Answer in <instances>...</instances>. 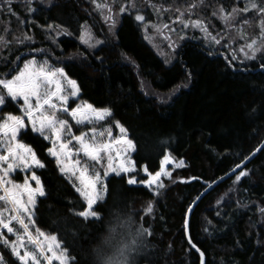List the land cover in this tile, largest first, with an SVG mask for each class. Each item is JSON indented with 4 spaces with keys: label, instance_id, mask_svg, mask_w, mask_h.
Here are the masks:
<instances>
[{
    "label": "trees",
    "instance_id": "16d2710c",
    "mask_svg": "<svg viewBox=\"0 0 264 264\" xmlns=\"http://www.w3.org/2000/svg\"><path fill=\"white\" fill-rule=\"evenodd\" d=\"M108 2L113 14L121 5L128 6L127 0ZM248 2L135 0L136 10L119 13L110 29V22L103 19L107 10L102 14L91 0H31L30 5L28 0H0V35L9 41L7 46L0 44V74L12 73L30 56L58 65L77 82L80 101L111 109L112 116L100 124L113 129L119 121L137 145L131 155L135 171L105 178L109 194L106 202L94 207L103 213L97 223L73 214L87 204L59 173L47 152L49 141L30 128L19 137L45 165L32 169L46 191L33 209L35 225L58 234L76 264H97L94 248L115 214L131 216L133 229L142 226L151 232L138 240L133 264H198L184 234L188 206L207 183L245 158L264 138V69L260 67L264 55L245 60L239 50L247 42L240 38L241 29L248 39L258 37L264 17L252 10L237 13L232 28L219 19L221 8L231 12ZM255 2L264 7V0ZM192 4L196 7L189 13ZM29 6L34 12L28 11ZM177 9L184 13V21H203L221 43H213L199 28L176 22ZM137 11L143 21L135 20ZM164 23L177 28L170 39L153 28ZM83 24L94 37L89 43H103L94 48L81 43ZM24 34L31 39L23 40ZM16 37L23 42L16 43ZM170 42L176 46L169 47ZM3 113L19 114V109L11 102ZM165 153L182 166L171 169V179L162 178L164 188L127 184L132 176L145 179L143 167L155 173ZM244 171L246 177L240 181L235 175L229 177L192 210L190 237L205 254L206 264H264V147ZM16 174L20 178V172ZM150 201L152 211L145 214ZM5 260L20 264L9 252Z\"/></svg>",
    "mask_w": 264,
    "mask_h": 264
},
{
    "label": "snow or ice",
    "instance_id": "6c2138e0",
    "mask_svg": "<svg viewBox=\"0 0 264 264\" xmlns=\"http://www.w3.org/2000/svg\"><path fill=\"white\" fill-rule=\"evenodd\" d=\"M91 2L96 9L101 10L102 14L104 10H107L108 14L103 15V19L110 22V29L116 26L119 13L136 10L135 0H127L128 6L121 5L119 13L116 14H113L111 5L107 3H97V0H91ZM148 2L150 3V0ZM28 3L30 5L31 0H28ZM195 7V4L189 5L187 11L191 13ZM250 10L256 11L259 16L264 17V7L257 4L255 0H249L243 9L233 8L231 12H225L221 8L219 19L226 28H232L237 18L236 14L248 13ZM8 11L11 13V8ZM28 11L32 13L34 9L29 6ZM164 11H168V9H164ZM177 12L180 14L177 15L176 22L182 23L183 27L199 28L213 43H221L208 32L203 21H184L182 20L184 13L179 9ZM144 19L145 17L137 11L135 20L143 21ZM243 23L247 24L248 21H243ZM47 27L52 28V25ZM80 28L81 43L89 48L103 43L99 40H96L94 44L89 43L94 39L90 29L86 24L81 25ZM153 28L157 32H162V29H168V25H153ZM59 34L58 32L57 35ZM165 38L170 39L169 37ZM240 38L247 40L239 49L244 53L245 60H255L257 53L264 55V20L260 22L258 37L248 39L241 29ZM14 39L16 43H22L23 40H30L31 37L24 34L23 40L18 37ZM145 39H149V37L146 35ZM231 42L230 40L229 44ZM8 43L5 36L0 35V44L7 46ZM175 46L174 43H169V47L174 48ZM97 59L100 58L97 57ZM232 59L235 60L236 56L233 55ZM260 67L264 69V62ZM9 75L11 73L0 74V113H2L0 115V202H2L0 229H6L8 233L16 235V239L9 241L5 239L3 232H0V242L11 249L12 255L19 259L20 264H53V261L57 264H76V258H70L68 256L69 249L65 248L63 243L58 240V234L49 235L36 228L34 237L30 230L35 224L32 210L36 207L37 197L46 196L40 177L32 169L34 167L44 168L45 165L37 157L33 148L23 143L19 137L29 131L30 126L32 133L46 141H51L52 146L47 149L48 154L55 159L59 173L73 184L76 192L87 204L83 211L73 214L85 221L92 218L97 223L103 220V213L95 211L94 207H99V203L106 202L109 194L105 178L110 173L121 178L122 174H128L135 170V162L130 157L136 151L137 145L133 139L129 138L127 129L119 121L115 122V127L119 129L120 135L115 140L112 139L111 128L100 132L96 128H90L87 132H81L79 135L74 134L73 128L76 125L86 126L96 121H103L105 118H110L112 112L110 108L98 109L87 102L71 107L70 99L78 96L79 87L75 80L68 78L63 68H53L48 60L38 61L32 57L24 62L19 72L11 75V78H8ZM68 86H70V91H68ZM186 86L179 85L177 88ZM21 101L22 103H20ZM11 102L19 104V114L3 113V108ZM61 116L70 117L74 124L70 123L69 119H62ZM105 135H107V139H105ZM261 145H264V141H261ZM255 151L249 153V156L253 155ZM73 156L82 158L73 160ZM249 156L244 159L248 160ZM171 162L172 157L165 153L160 159V167L155 173H150L148 168L144 167L143 171L148 178L137 181L136 177L132 176L127 180V184L141 183L148 188L153 186L156 189L164 188L162 177L171 179V173L166 168V165ZM243 163L244 161H241V164ZM175 166H182V162ZM98 168H103V172L101 173ZM17 169L32 171V175L26 176L22 184L15 182L8 177ZM239 169L240 165H236L234 173ZM247 175V171H239V174L235 175V181H240L241 177ZM219 179L222 180L223 177ZM29 181H34L35 187ZM211 186L209 185V188ZM151 211L152 203L150 201L144 212L148 214ZM13 224L19 227L15 228ZM133 224L131 216L122 218L119 214L113 215L94 248L97 264H133L138 240L151 235L150 230L142 226L133 229ZM189 224L186 216V235ZM188 242L199 253L200 264H206L205 254L192 243L190 238ZM27 245H31L33 250L28 251ZM21 250H23V254H21ZM0 264H4L2 256H0Z\"/></svg>",
    "mask_w": 264,
    "mask_h": 264
},
{
    "label": "rangeland",
    "instance_id": "374dc122",
    "mask_svg": "<svg viewBox=\"0 0 264 264\" xmlns=\"http://www.w3.org/2000/svg\"><path fill=\"white\" fill-rule=\"evenodd\" d=\"M97 3H101V4H103V3H107V4L111 5V2H108V0H97ZM111 7H112V6H111ZM163 25H165V23H164ZM168 26H169V25H168ZM175 28H176L175 26H172V28H170V29H174V30H172V31L168 30L169 28H168V29H163V30H162V31H163V35L166 36V37H168V36L171 34V32H172V33H176L177 31L175 30ZM176 29H177V28H176ZM32 56H33V55H32ZM31 58H32V57L30 56L28 59H31ZM28 59H26V60H28ZM36 59H37V58H36ZM26 60H25V61H26ZM37 60H38V61H43L44 59H42V60L37 59ZM25 61H23L22 64H21L20 66H18L16 69H14V71L11 73V75H15L17 72H19L20 68L23 67ZM49 63H50V62H49ZM50 64L52 65L53 68H61V67H59L58 65H55V64H52V63H50ZM11 75H9L8 78H11ZM68 78H69V79H72V78H70V77H68ZM72 80H74V79H72ZM70 90H71V89H70V86H68V91H70ZM78 95H79V93H78ZM13 103H14V102H13ZM20 103H22V101H21ZM81 103H83V102L79 100L78 96L70 99V106H71V107H76V105L81 104ZM14 104H15L16 107L19 109V104H16V103H14ZM61 118H62V119H69L70 123H73V124H74V121H71L70 117H67V116H61ZM100 122H102V121H96L95 123L87 124L86 126H84V125H76V126L73 128V132H74V134L79 135L81 132H87L90 128H96V130H97L98 132H100V131H104L105 129H108V128H111V126H109V125H107V124H104V123H101V124H100ZM29 128H30V126H29ZM111 130H112V139L115 140V139L118 138L119 135H120L119 129L116 128V127H114L113 129L111 128ZM107 138H108L107 135H105V139H107ZM49 143H50V147H51V146H52L51 141H49ZM74 147H75V145H74ZM113 155H115V154L113 153ZM81 158H82V157H76V156H73V157H72L73 160H75V159H81ZM130 158L132 159V157H130ZM177 164H181V161H175V160L172 159V162H171L170 164L166 165V168H167V170H168L169 172H171V169L176 168L175 165H177ZM5 167H6V165H5ZM143 168H144V167H143ZM143 168H142V170H141V173L145 175V179H143V180H146V179L148 178V176H147V174L143 171ZM98 170L102 173L104 169H103V168H98ZM134 171H135V170H134ZM134 171H132V172H134ZM16 172H20V178H19V176L16 174ZM132 172L128 173V175L131 174ZM110 174H112V173H110ZM31 175H32V171H28V170H23V171H21V170L17 169V170H15V171H13V172L10 174V176H9L8 178H9V179H12V180L15 181V182H18V183H21V184H22L23 181H24V179H25V177H26V176H27V177H30ZM162 178H164V177H162ZM29 182L32 184L33 187H35V182H34V181H29ZM152 189H156L155 186H153ZM0 206H2V202H0ZM32 211H33V210H32ZM6 215H7V213H6ZM34 222H35V221H34ZM13 226H14L15 228H18V227H19L18 225H15V224H13ZM36 228H37V227H36V225L34 224V227H32V228L30 229V230L32 231V234H33L34 237H35V235H36V233H35V229H36ZM0 232H3V235H4L5 239H7V240H9V241H11V240H15V239H16V235H14V234H12V233H8L6 229H0ZM47 234H49V233H47ZM49 235H51V234H49ZM25 239H26V238H25ZM41 239H42V238H41ZM27 250H28V251H32V250H33L32 246H31V245H27ZM7 252H9V253L12 255V253H11V249H10L9 247H6V246L4 245L3 242H0V256L3 257L4 264H7V262H6V260H5V254H6ZM21 254H23V250H21ZM12 257L15 258V260H17V261L20 263V261H19V259H18L17 257H14L13 255H12ZM41 259H43V257H41ZM53 264H57V262L53 261Z\"/></svg>",
    "mask_w": 264,
    "mask_h": 264
},
{
    "label": "water",
    "instance_id": "95a60500",
    "mask_svg": "<svg viewBox=\"0 0 264 264\" xmlns=\"http://www.w3.org/2000/svg\"><path fill=\"white\" fill-rule=\"evenodd\" d=\"M261 141H264V138L261 140ZM264 147V145H261V142L258 144V146L254 149L256 150L254 152L253 155L249 156V154L247 156H249V159L248 160H245L244 158L241 160V161H244L243 164H241V161H239L237 164H235L232 168H230L228 171H226L224 174L218 176L216 179L212 180L211 182L207 183L205 185V187L195 196V198L192 200V202L190 203V205L188 206L187 208V211H186V214H185V218L187 216L188 220H190V215L192 213V210L194 208V206L200 201V199L205 196L207 193H209L214 187H216L218 184H220L221 182L225 181L226 179H228L229 177L233 176V175H238L239 174V171H244V168L245 166H247L250 161L258 154V152ZM250 153H253L250 152ZM236 165H240V169L239 170H236L235 173L233 170H235V166ZM223 177V179H219ZM215 181V183L213 184V182ZM209 185H212L210 188H209ZM185 218H184V234H185V239H186V242L188 244V246L190 247V249L196 253V255L198 256V264H200V256H199V253H197V251L191 247V245L189 244V238L191 239L190 237V233H189V228H188V232H187V235H186V232H185ZM192 241V239H191ZM193 244H195L193 241H192ZM196 245V244H195ZM197 248H199L197 245H196ZM200 249V248H199ZM201 252H203L201 249H200Z\"/></svg>",
    "mask_w": 264,
    "mask_h": 264
},
{
    "label": "bare ground",
    "instance_id": "6f19581e",
    "mask_svg": "<svg viewBox=\"0 0 264 264\" xmlns=\"http://www.w3.org/2000/svg\"><path fill=\"white\" fill-rule=\"evenodd\" d=\"M243 16V15H242Z\"/></svg>",
    "mask_w": 264,
    "mask_h": 264
}]
</instances>
